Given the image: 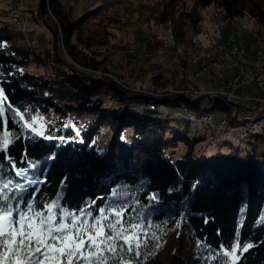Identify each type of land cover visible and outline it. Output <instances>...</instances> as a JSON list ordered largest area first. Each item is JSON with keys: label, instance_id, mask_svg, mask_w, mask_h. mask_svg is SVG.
Here are the masks:
<instances>
[{"label": "trees", "instance_id": "16d2710c", "mask_svg": "<svg viewBox=\"0 0 264 264\" xmlns=\"http://www.w3.org/2000/svg\"><path fill=\"white\" fill-rule=\"evenodd\" d=\"M38 1V17L53 33L55 50L33 54L24 45L15 43L21 38L17 30L0 25V42H7L6 47H0V88L7 97L5 106L27 108L33 115L38 112L46 131L54 138L25 139L28 133L20 134L14 113L7 107L5 116L0 118V132L5 127L3 122L7 121V129L19 136L9 146L10 155L19 167L28 168L32 163L38 168H47L44 173L47 182L40 186L43 197L55 198L59 192L62 202L72 206L96 200L95 214L98 207L113 199V191L117 192L116 198L127 203L128 215H139L141 220L148 217L149 231L161 237V247L146 264H205L208 252L204 248L198 250L196 240L205 241L213 249L218 247L220 239L227 241L234 232L243 202L245 215L240 239L251 242L253 247L237 264H264V152L258 154L253 150L243 155L240 147L225 142L229 146L225 154L197 153L196 147L204 138L190 135L191 121L172 118L160 106L169 109L186 103L199 115L210 112L199 106L200 100L179 94L150 96L146 92L154 93V89L137 91L123 80L124 74L118 77L116 73L122 83L115 84L93 73L110 70L107 56L98 49L110 45L112 38H118L103 26L100 32L86 28L103 6L76 19L63 0ZM248 1L193 0L192 6H188L186 0H170L147 19V36L160 41L158 31L169 27L172 44L166 50L170 54L173 48L187 44L190 28L195 34L202 32L203 11L211 6L221 11L225 20L249 15L264 30V0ZM5 72L11 75H3ZM159 83L153 80V86ZM105 85L108 89L102 92ZM162 85L169 89L168 83ZM198 91L201 92L199 88ZM104 92L110 93L118 104H106L101 98L92 100ZM130 97L157 110H137L125 103ZM211 103V110L227 111L229 122H234L233 114L229 113L231 105L220 101ZM82 114L92 118L82 121ZM106 127L111 129V138L105 149L98 151L95 144ZM126 129L132 131L129 142L121 138ZM77 130L79 136H76ZM60 137L64 138L63 143ZM25 154L27 158L22 160ZM49 156L53 158L48 159ZM60 181H64L63 191ZM169 188L173 190L169 192ZM150 193L157 195L159 203L148 199ZM181 202L187 203L190 214L181 221L180 228L175 227L177 218L168 219L155 210L161 205L179 207ZM205 217L209 218L208 223H204ZM217 228L222 230L220 237L216 234Z\"/></svg>", "mask_w": 264, "mask_h": 264}, {"label": "rangeland", "instance_id": "374dc122", "mask_svg": "<svg viewBox=\"0 0 264 264\" xmlns=\"http://www.w3.org/2000/svg\"><path fill=\"white\" fill-rule=\"evenodd\" d=\"M18 1L23 3L22 7L27 20L28 35L24 33V31H19V27L13 24L11 18L10 5ZM169 1L170 0H128L121 4H114L115 0H63V3L76 19L88 14L99 6H103L102 11L95 17L96 19L91 20L86 28L89 30V27L100 32V28L103 26L118 37L116 39L112 38V43L110 45L98 49L100 51L101 48H109L112 51H100L104 56H107V61L109 63L107 67L110 70L106 73L108 75H98L99 78L105 77L114 83L116 80L112 79L111 75L113 76L115 73L114 77L116 78V73L118 77L124 74L126 77L124 76L123 80H127L130 87L137 91L154 89V93L146 92V94L154 97H169L176 94L184 95L191 100H200L199 106L203 109H209L210 112L199 115L195 108H190L186 103L169 109L163 105L160 106L162 111L165 110L166 112L169 110L172 114L167 115H172L171 117L175 119L176 116L174 114L181 113L182 116H184L183 119L186 120L189 115L187 113L189 109L192 110V115H196L190 124V135L204 138L199 141L196 147L197 153L214 155L221 152L225 154L229 151V146L226 144L227 142L236 147H240L243 155L253 150L258 154L263 153L264 138L258 140L254 137H248L246 140H240V132L236 129L235 124L232 129L233 133L238 138L233 139L229 136L225 137L224 135L216 134L214 132V127L203 124L198 120L206 115L212 117L214 125H218L224 118L229 121L227 118V111L221 109L211 110L213 106L211 103L212 100L207 96L209 92L215 89L231 87L236 96L252 99L250 101H237L236 104H233V108L231 112H229L233 114V118L236 109H238L240 105L252 110V107H254L253 105H255L254 102L260 104L264 101V86H260V83H263L264 80L259 79L261 72L256 68L252 67V69L249 70L253 78L248 76L246 84L241 86L235 85L237 84L236 78L238 77L240 69L243 70L245 67L255 64L258 59L257 48H261L260 50L264 49L261 42L259 43L260 45L257 46V42L264 39V30H262L257 21L249 15L225 20L221 15V11H217L214 6H211L203 11L202 32L195 34V31L190 28L187 35V44L180 48H173L170 50V54H172L170 55L166 50H169L172 44L169 27H162L158 31L160 38H162L160 41L157 37L147 36L149 26V21H147V19L153 13L165 7ZM186 1L188 6H192L193 0ZM250 1L251 0H249L248 3H250ZM38 5V0H0V25L17 30L21 38H17L15 43L20 46L24 45L30 52L31 50H35L39 53L47 49L54 51L53 33L49 30L45 22L38 17ZM35 18H38V20H35ZM33 40L37 42L36 46L35 48H29L28 43ZM158 45H162L163 47ZM234 45H237L239 50L244 54L243 58H245L246 62L244 64L242 63L243 66L230 67L229 64L218 60L219 51L217 47H231ZM194 48L204 49L205 51H209V53L202 57L192 58L191 56ZM188 50L191 51L187 54L186 51ZM114 53H122V57L117 58L115 55L114 58L112 57ZM261 60H263L264 67V54ZM170 69L171 72H177L176 74L174 73L175 75H171L172 79L168 81L161 75V77L151 75L154 74L156 70H161L164 73ZM99 72H103V70ZM93 73L96 74L97 72L94 71ZM181 74H183V76ZM219 75L222 77L219 78ZM153 80H158L160 83L153 86ZM120 83H122V81ZM164 83L169 84V89L162 85ZM170 84H176L177 86L171 87ZM178 86L182 89L177 88ZM198 88L201 92L198 91ZM106 89H108L107 85H105L101 91L103 92ZM99 98L104 100L106 104L111 103L114 106L118 104V101L110 93L104 92L101 95L94 96L92 100L98 101ZM134 99L135 98L130 97L126 99L125 103H129L130 106L141 111L157 110L148 107L149 104L137 103L138 101H134ZM55 103L63 107L61 101L56 100ZM80 117L82 121L92 118V116L86 114H82ZM67 119H69L68 114ZM245 123L249 125L251 121ZM131 132V129H126L122 133V140L129 142ZM110 138L111 129L106 127L97 138L95 144L97 150L103 151Z\"/></svg>", "mask_w": 264, "mask_h": 264}, {"label": "snow or ice", "instance_id": "6c2138e0", "mask_svg": "<svg viewBox=\"0 0 264 264\" xmlns=\"http://www.w3.org/2000/svg\"><path fill=\"white\" fill-rule=\"evenodd\" d=\"M6 45V41L0 42V47ZM6 100L4 89L0 88V118L5 116L6 107L12 110L20 134L28 133L25 139L54 138L46 131V124L38 112L33 115L27 108L5 106ZM3 123L5 127L0 132V264H146L156 254L155 250L161 247V237L149 231L148 217L141 220L139 215H128L127 203L116 198L117 192L113 191V199L98 207L95 214L96 200L72 206L62 202L59 192L55 198L43 197L40 186L47 182L44 174L47 168H38L32 163L28 168L18 166L10 155L9 146L19 136L7 129V121ZM72 127L75 129V125ZM79 135L77 130L76 136ZM59 139L64 142L63 137ZM26 158V154L21 157L22 160ZM63 183L60 181L61 191ZM195 187L194 183L192 188ZM37 193L41 196L37 197ZM148 199L159 203L155 193H150ZM155 210L168 219L177 218L176 228H180L181 221L190 214L186 202H181L179 207L161 205ZM244 215L242 202L232 236L227 241L220 239L217 248L213 249L201 239L196 240L198 250L204 248L208 252L205 264H237L253 247L251 242L240 239ZM208 219L205 217L204 223H208ZM221 231L216 229L218 237Z\"/></svg>", "mask_w": 264, "mask_h": 264}, {"label": "built area", "instance_id": "2783aa9c", "mask_svg": "<svg viewBox=\"0 0 264 264\" xmlns=\"http://www.w3.org/2000/svg\"><path fill=\"white\" fill-rule=\"evenodd\" d=\"M128 0H115L114 4H121L122 2H126ZM23 3L21 1H18L15 4H11L10 5V13H11V18L13 21V24L17 25L19 27V31H24V33L27 34L28 28H27V20H26V16L24 14L23 11ZM257 36V35H256ZM149 40V39H148ZM261 42V45L264 46V39L261 41H258V45L259 46ZM37 42L35 40L30 41L28 43V47L29 48H35ZM108 49V50H107ZM101 48L100 51H111V49L109 48ZM218 49V53H219V58L218 60L220 62H225L227 64L230 65V67L234 66V67H240L243 66V64L246 62L245 58H243L244 54L242 51L239 50L237 45L234 46H222V47H217ZM261 48H257V60L255 62V64H253L252 66H247L245 67L243 70L240 69V72L238 74L237 79V84L238 86H241L243 84H246V82L248 81V76L253 78V75L251 74V72H249L250 69H252V67L256 68L259 72H261V74L259 75V79L264 80V67H263V60H261V58H263V54H264V49L260 50ZM191 50L186 51V53L188 54ZM112 52V51H111ZM207 53H209V51H205L204 49H199V48H194L193 50V54H192V58L195 57H202L204 55H206ZM217 53V54H218ZM115 58V55L117 58H121L122 57V53H117V54H113ZM116 58V59H117ZM243 59V60H242ZM199 60V59H198ZM243 61V62H242ZM243 63V64H242ZM181 70V69H180ZM177 71H172L171 69L167 72H162L159 70H156L154 72V76H162L165 79H167V81L169 79H172L171 75H175ZM158 73V74H157ZM175 73V74H174ZM97 75H105V72H99L97 71L96 73ZM180 74V73H178ZM108 75V74H106ZM183 76V74H181ZM180 75V76H181ZM160 76V77H161ZM181 76V77H182ZM222 76L219 75V78H221ZM112 79H115L116 84H120V80L116 77H114V75H111ZM234 86V85H233ZM260 86H264V82L260 83ZM202 94V93H201ZM210 98V100L212 101H221L222 103H225L226 105H231L233 106V104H236L237 101H250L252 100L251 98L248 97H239L236 96L234 93V90L231 87H227V88H219V89H215L212 90L211 92H209L208 96ZM254 102V101H253ZM255 105H253L254 107H252L253 109H249L244 107L243 105H240V107H238V109H236L235 113H234V123H230L229 121L225 120V118L223 120H221V122L218 125H214L213 121H212V117H208V116H204L201 119H199L198 121L205 123L207 125H209L210 127H214V132L216 134H221L224 135L225 137H232L233 139H237L238 137L233 133V126L235 124L236 129L238 130V132H240L239 134V139L240 140H245L248 136H255L258 138H264V101L259 103H255ZM148 107L154 109L153 105H148ZM167 113V112H165ZM187 113L188 118L190 121H192L196 115H192L191 111L188 110ZM176 119L178 120H182L184 118V116H182L181 113H177L176 114ZM247 121H251V124L247 125Z\"/></svg>", "mask_w": 264, "mask_h": 264}, {"label": "bare ground", "instance_id": "6f19581e", "mask_svg": "<svg viewBox=\"0 0 264 264\" xmlns=\"http://www.w3.org/2000/svg\"><path fill=\"white\" fill-rule=\"evenodd\" d=\"M27 35H28V34H27ZM190 45H191V44H190ZM188 47H190V46H188ZM31 53L36 54V51H35V50H31ZM206 55H207V54H206ZM166 112H167V114H171V112H170L169 110H167ZM176 114H177V113H175L174 115L176 116ZM169 116H170V115H169ZM176 118H177V117H176ZM203 124H205V123H203ZM248 137H254V138H257L258 140L261 139V138L255 137V136H248ZM248 137H247V138H248ZM247 138H246V139H247ZM246 139H245V140H246Z\"/></svg>", "mask_w": 264, "mask_h": 264}]
</instances>
